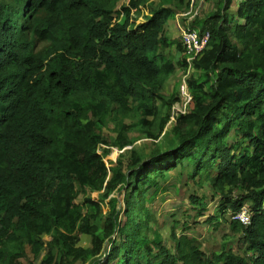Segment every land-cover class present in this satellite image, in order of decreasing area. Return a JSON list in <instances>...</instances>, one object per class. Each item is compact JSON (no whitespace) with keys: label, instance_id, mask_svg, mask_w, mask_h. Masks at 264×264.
<instances>
[{"label":"trees","instance_id":"1","mask_svg":"<svg viewBox=\"0 0 264 264\" xmlns=\"http://www.w3.org/2000/svg\"><path fill=\"white\" fill-rule=\"evenodd\" d=\"M147 2L0 0V264L43 250L39 264H264V0L235 9V0H214L213 12L192 20L209 39L190 69L180 42L163 37L177 9L147 11ZM173 45L175 61L160 53ZM177 67L191 70V99L170 115L183 105L177 88L162 93ZM108 121L111 140L102 133ZM130 131L163 144L108 167L104 156L130 145ZM177 168L218 197L204 222L227 223L241 252L206 255L173 231L168 248L151 231L147 203ZM129 189L120 215L110 196ZM87 192L100 203H76ZM190 198L194 224L207 203ZM245 206L247 225L231 219Z\"/></svg>","mask_w":264,"mask_h":264},{"label":"rangeland","instance_id":"2","mask_svg":"<svg viewBox=\"0 0 264 264\" xmlns=\"http://www.w3.org/2000/svg\"><path fill=\"white\" fill-rule=\"evenodd\" d=\"M203 1V2H202ZM218 0H216L217 2ZM187 2L189 6L187 7ZM240 0H235L232 7L235 9ZM161 4L170 6L171 9H177L176 13L182 14L187 12L188 18L193 13V18L187 24L185 23V19L181 17H177V15H172L164 25V33L163 37H165L170 42L178 41L180 42V31L179 28L188 25V29H190V23L192 20L202 19L207 13H211L214 11L215 4L214 0H183L180 4L179 0H172L171 2H163V0H148L146 10H154L158 8ZM236 4V5H235ZM193 9V10H191ZM37 46V45H35ZM160 53L167 56L172 61L177 60L180 58L178 56L175 46L169 48H161ZM190 69V68H189ZM185 73V72H184ZM183 70L180 67H177L176 70L172 75H170L166 82L164 83L162 93L165 96H170L174 90L177 88V96L178 98H182L183 105L179 102L175 103L174 106L170 110V115H173L177 112L183 111L184 107V95L183 92L188 95L185 81L188 75H191V70L189 74H184ZM189 75V76H190ZM187 98V97H186ZM162 115H167V110L161 111ZM167 126V130L169 131L171 127V122ZM115 122L108 121L106 126L102 129V133L108 140L114 138L113 129ZM128 137L131 140L130 145L126 146L125 148L118 150L117 148H112L110 152L104 156V161L106 162L108 167L114 165L117 159L122 158V160H127L130 157V152L132 150L138 152L142 158H145L149 155V153L156 148L163 144L164 137H161L159 140H153V138L145 136L140 131H130L128 133ZM124 161V162H125ZM179 168L175 171L168 173L165 177V188L167 191L161 193L157 197L153 198V201L149 200L147 203V208L149 209L152 219H151V231L157 232L161 235L163 239V243L170 248L173 244L170 238V234L173 231L177 236L180 235H187L190 239L195 241V245H197L206 255H209L213 252H218L221 249H232L237 252H241L240 244L238 242L239 235H236L228 226L227 223H221L217 230H213V227L206 224L204 221L210 214H212V210L215 207V204L218 200V197L214 198L212 196V191L207 187V185H195L189 179H187L186 175H179ZM130 189L122 191L120 193L115 192L110 197H117L118 198V210L120 215H122L124 210L125 201L128 199ZM195 195L197 198L203 197L205 198V203H207V212L205 216L200 218L197 222L198 223H190L187 221L189 220V216L194 215V209H192L191 196ZM90 198L95 202L100 203L99 201V193H85L80 194L76 200V203H81L84 199ZM107 200L104 201L100 207V214L104 215L108 212V208L106 206ZM247 206L243 208L246 210ZM124 220V217H123ZM186 223L189 226V230H183V224ZM101 228L99 232H101ZM151 236V233H150ZM45 241H49V238L45 237ZM79 245L82 247L89 246V238L86 236L80 237ZM52 253L57 255L58 249L53 248L51 249ZM46 253L45 250L41 251L39 254H28V259L20 260L19 264H39L40 260L42 259L43 255Z\"/></svg>","mask_w":264,"mask_h":264},{"label":"built area","instance_id":"3","mask_svg":"<svg viewBox=\"0 0 264 264\" xmlns=\"http://www.w3.org/2000/svg\"><path fill=\"white\" fill-rule=\"evenodd\" d=\"M191 10H193V9H191ZM187 12H185L184 14H181L179 16L180 17H187L188 16ZM193 17L194 16L192 13L191 16L188 18L192 19ZM188 18H187L186 22L190 21V20H188ZM179 31L181 34L180 35V37H181L180 43H181L182 48H183V55L186 58V62L189 64V68H191V62L193 60H195L196 58H198L200 56L201 52L206 47V45L208 43V39H209V34L207 32L200 34L196 30L183 28V27H180ZM181 92H183V95H184V100H185L184 107H185V105L189 102L191 97L185 93V90L181 91ZM231 218H232V220L239 221L243 225H247L249 223V213H248L247 209L243 210V208H242L239 213L235 214L234 216L232 215Z\"/></svg>","mask_w":264,"mask_h":264},{"label":"clouds","instance_id":"4","mask_svg":"<svg viewBox=\"0 0 264 264\" xmlns=\"http://www.w3.org/2000/svg\"><path fill=\"white\" fill-rule=\"evenodd\" d=\"M199 1H200V0H199ZM122 3H123V2H122ZM188 10H189V9H188ZM188 10H187V11H188ZM187 11H186V12H187ZM184 13H185V12H184ZM184 13H182V14H184ZM177 14H178V13H176V15H177ZM179 15H181V14H178L177 17H180ZM181 18H184L185 21L187 20V18H185V17H181ZM143 21H144V17L140 16L136 22H143ZM180 44H181V43H180ZM240 211H241V210H240ZM240 211H239V212H240ZM247 211H248V209H247ZM239 212H237V213H239ZM237 213H236V214H237ZM248 213H249V211H248ZM249 218H250V214H249ZM231 219H232V218H231ZM249 221H250V219H249ZM241 224H242V223H241Z\"/></svg>","mask_w":264,"mask_h":264},{"label":"crops","instance_id":"5","mask_svg":"<svg viewBox=\"0 0 264 264\" xmlns=\"http://www.w3.org/2000/svg\"><path fill=\"white\" fill-rule=\"evenodd\" d=\"M198 2H199V0H198Z\"/></svg>","mask_w":264,"mask_h":264}]
</instances>
